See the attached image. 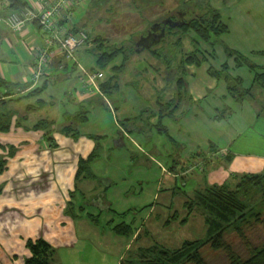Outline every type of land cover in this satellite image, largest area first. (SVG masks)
<instances>
[{"label":"crops","instance_id":"0c3cea01","mask_svg":"<svg viewBox=\"0 0 264 264\" xmlns=\"http://www.w3.org/2000/svg\"><path fill=\"white\" fill-rule=\"evenodd\" d=\"M14 1L22 3L17 6L20 10L36 4V0H0V16L13 12ZM226 1L217 2L218 8ZM92 2L85 0L78 8L74 29L89 34L86 28L92 17ZM155 4L158 5L147 4L146 9L153 10ZM169 12L138 13L145 17L139 21L142 27L126 31L122 43L138 42L144 37L142 31L150 30ZM231 32L221 38H227ZM89 35L94 41L100 39L105 43H95L94 47L90 44L80 51L83 65L96 69L97 59L92 54L107 50L108 42L101 36ZM248 41L243 39L241 44L226 47L244 57H254L257 51L253 45H247ZM44 44L43 34L34 23L17 33L0 26V80L21 86L12 90L13 96L6 97L5 89L0 91L6 107L16 104L8 110L12 114L10 129L0 131V159L7 162L0 175V264H25L30 257L28 241L38 240H44L55 250L51 264H124L129 240L90 223L77 207L84 195L96 194L97 198L105 194L109 212L119 213L116 208L136 205L132 209L148 218L147 210L156 212L161 204L163 209L174 208L176 199L185 202L208 187L221 186L246 174L264 175V153L256 150L261 143L252 137L244 139L264 117V88L255 83L256 74L250 69L246 75L244 69H236L234 60L223 57L215 65L216 51L212 46V59L204 46H196L199 54L206 57L200 66L186 64L182 68L186 56L178 54V60L172 57L167 67H175L173 79L168 78L170 84L158 88L157 93L141 89L138 94L125 84L109 94L100 88V92L88 95L79 82V70L61 52L53 55L50 75L34 89L23 88L32 81ZM127 47L126 68L135 53L130 52L133 45ZM144 52L161 62L154 50ZM251 59L257 67L264 68V60ZM123 60L120 58L114 64L120 66ZM226 63L230 65V74L242 78L245 88L251 90L252 96L245 101H234L228 95L227 82L210 75L211 67L217 70ZM183 78L185 84L180 87ZM31 92H35L33 96ZM45 95L49 101L42 98ZM108 100L114 103L115 111L108 106ZM29 101L33 102L26 104ZM162 108L167 110L163 112ZM37 115L45 117L37 119ZM42 122L51 127L35 130ZM160 128L166 129V134ZM52 129L56 132L55 141L49 140ZM98 146L100 154L91 166L97 179L77 181L80 160L87 159ZM200 161H204V171L193 174L191 166ZM70 202L75 208L74 216L67 213ZM98 211L106 212L102 208ZM110 216L112 213L104 220L111 221Z\"/></svg>","mask_w":264,"mask_h":264},{"label":"rangeland","instance_id":"374dc122","mask_svg":"<svg viewBox=\"0 0 264 264\" xmlns=\"http://www.w3.org/2000/svg\"><path fill=\"white\" fill-rule=\"evenodd\" d=\"M185 1L186 0H94V2L91 3L92 17L90 19V22H88V27L86 28L89 34H91L93 37L101 36L103 38H106L105 40H107L108 42L109 51L115 49L123 50L124 48L123 45H127V46L133 45V48L130 49V52L132 53L135 52L132 54L133 58L130 59L126 71L120 73L119 78L114 81L115 83H119L118 90H121L123 86H125V84H128L130 89H133L134 91L137 90L136 92L138 94H139V90L141 89H144L149 93L156 92L158 88L164 89L165 87L168 86V84H170V82H167V79L168 78L173 79V75L175 73L174 72L175 67L171 66L169 70L167 67V63L169 62V60H172V57H175V60H178L179 59L178 54L185 55L187 58L189 55H192L191 53H193L194 57L196 58V61L197 60L202 61L203 58L206 59L203 53L199 54L200 49L196 47L197 45L204 46L205 49L207 50L208 57L211 59L213 58L214 54H209L212 50V48L210 47L212 46L214 48L213 50L216 51L215 53L216 56L214 55L215 65H218L220 61L222 62V58L226 57L229 60H234L233 62L236 67V60L234 59L235 56L232 57L226 52V49H229L226 46L241 44L243 42V39H248L249 41L247 45H253L255 48L254 50L257 51L256 54H254L255 55L254 57L253 55H249V56L245 55L248 58V60L253 64L255 63L251 58L264 60V0H227L224 3L223 2L220 3V8H218L219 4L217 2H220L221 0H210V2L206 0H202L205 1L204 3L205 9L198 10L197 13L193 12L192 15L187 17L185 21L192 23L195 20H199V23H202L204 28L222 27L224 33H222L219 36L211 33V35L209 36L210 37L209 40L204 41L202 38H200V36H198L197 33H195L194 30L192 31V33L185 32L184 34V31L181 30V28L173 29V30L168 29V32L166 33V37L162 40V42L149 49V50L152 49L155 50L154 51V53L156 54L155 56L158 59H160L161 62H159L156 59H153V57H151L149 52H144L145 49H143V47L141 46H138L140 43L139 42L140 39L138 42L136 40H132L133 44L122 43L123 41L122 38L126 31L127 32L129 30L138 31V29L142 27L141 25H139V21L144 20L145 17L139 15L138 13L144 11V13L141 14L146 15L147 13H152V11L153 12L155 11V12H160V14H164L166 11L170 10V12L168 13L169 15L166 14V16L161 17L158 21L155 22V23H160V21L166 18H169L173 15H177L176 13L181 11V8L184 7V4H186ZM151 2L154 3L157 2L158 5L155 4L153 10H151L152 8H148V7H147L148 9H146L147 4H150ZM217 8L220 13H217ZM77 10L78 9H74L75 14L78 13ZM204 14H206L207 16H205ZM216 16L218 17L217 20H215ZM71 27H74V23L73 25H71ZM230 30L232 31L230 36H228L225 39L221 38L222 36L227 35ZM121 32H123V34ZM141 33L142 36L143 34L144 36H148L150 30L147 29V32L142 31ZM89 39L90 42L86 46L88 47L90 46V44H94L92 45L94 47L96 45L95 44L96 41L94 42L93 40L94 38H91L90 35H89ZM198 40H202V42ZM93 47H91L90 49H93ZM223 50L225 51V53ZM80 51H78L75 56L76 62L74 61L73 62L70 61V62L72 63L73 67H75V69L79 70L81 75L79 77V82L82 86V89L86 91V87H84L81 83L82 82L81 78L85 77V75L87 74H95L98 71L101 72V70L99 69V67H97L96 69H90L85 65H83L84 63L80 59ZM102 51L103 50L101 51L96 50L95 52H93V54L92 53L91 54L94 58L97 59V57L102 54ZM137 52L140 54L144 52V54L140 56H135ZM121 55L122 54L118 56V59L122 58ZM187 65L189 64L187 63ZM224 65H228L229 69L227 71V74L232 80L231 82H227L224 79H220V80L226 81L229 88V86H231V83H234L238 81V79H242V78L233 77L230 74L231 71L230 65L228 63ZM223 66L219 67L217 70L211 67L209 73L210 71L220 72ZM236 69L238 70L244 69L243 70L244 75H246L250 71L249 68L246 66L243 68L236 67ZM51 72L52 71L49 70V75ZM263 72L264 70L259 71L260 74H262ZM112 75L114 76V74ZM105 78L106 75L104 77V81ZM182 80H183L182 81L183 84L181 86L183 87V85L185 84V79L183 78ZM36 86L33 85L30 88V90L34 89V87ZM59 89H61V87ZM241 90L245 91L247 89L243 85ZM95 93H97V91H95ZM155 94L153 96H155ZM88 95H92V94L88 93ZM228 95L229 97H231L229 91H228ZM42 98L48 100L46 95ZM32 100L36 102L38 99H32ZM1 101H3V99L0 96V103ZM31 102L33 101H29L26 104H30ZM108 102H109L108 106L115 111L114 103L111 100L110 101L108 100ZM14 105L16 104L7 106L5 108H3L0 105V113H1V109L2 110L4 109V111L9 110V108ZM22 105L24 104H21L20 106ZM58 105H59L58 108L59 111L62 112L63 107L59 103ZM226 112L228 113L227 115H232V113L229 110ZM37 116H38L37 119L44 118L45 116H47V114H45V116L44 115H37ZM53 126L54 124L52 125V127ZM55 133L56 132L54 131L51 134H48L49 139L51 141L52 140L55 141L54 140ZM248 137H252L255 139L257 143H261V146L257 147L256 150H258V152L260 153H264V142H263L264 117L262 118V120L258 122V125L256 127L250 130V132L244 137V139L249 140ZM210 155H211L210 157L213 158V153H211ZM0 158L3 157L0 156ZM162 170L164 171V168ZM190 171L193 174H197L198 172L204 171V161H200L199 163L198 162L194 163L191 166ZM227 183H232L234 185L236 181L234 182V179H230ZM252 192H253L252 195H249L250 204L254 206L263 202L262 190L258 188H254ZM95 196L92 197V195L88 194L86 197L84 195L83 196L84 199L79 201L80 204L77 205V207H80L81 214L84 215L90 223H92L95 227L100 229L112 230L113 233H114V227L121 224L128 225L132 229L133 236L130 238L125 237L126 239L129 240L130 248L126 255V259L124 260V264H141L143 257H146L147 255L150 254L149 251H145L144 249L158 246L170 250H175L180 248V246L185 242L207 239V228L205 225L204 217L202 216L201 212L199 210H195L194 214L191 217H189L188 212L184 208L185 207L184 203H187L188 201L186 200L188 199H185V202H183V199L179 202L176 199L174 208L172 207L169 209H163L161 204V207L158 208L156 212L149 213L150 209H148L147 210L148 215L149 217L150 216L151 217L147 218L146 215L144 217H141L140 214H137L138 213L136 211L137 209H132L133 207H136V205H128L127 207H125L126 209L123 210L116 208L118 211L123 213L120 212L118 213L115 211L109 212L110 203L106 201L105 194L97 195L98 196L97 198ZM194 198L195 196L194 197L192 196L191 198H189V200L190 199L193 200ZM111 205L113 209H115L114 207L115 205L113 203ZM98 207L106 210V212L104 211L99 212ZM129 208L132 210L129 212H125ZM82 209L84 210L82 211ZM175 212L178 213L177 218H173ZM109 213H112V217L110 216L112 220L111 221L107 219L104 220L105 218L104 216H108ZM127 213H129L128 216H126ZM117 214L119 215L123 214L122 216H124V218H119ZM92 217H97L99 221L98 222L92 221ZM146 218L147 220H144ZM183 221H185V223H182ZM247 233H248L247 238L249 242L252 244V246L259 247L264 245V215H263V223L254 222V226L251 229H249ZM225 239L229 244L232 245L234 251L242 259L249 258L250 256L249 250L247 246H245L244 242L240 239L238 234L235 233L226 234ZM202 254L208 264H230L227 259L226 253L222 251L216 252V251H212L209 247H206L202 250Z\"/></svg>","mask_w":264,"mask_h":264},{"label":"trees","instance_id":"16d2710c","mask_svg":"<svg viewBox=\"0 0 264 264\" xmlns=\"http://www.w3.org/2000/svg\"><path fill=\"white\" fill-rule=\"evenodd\" d=\"M21 4L22 3L20 1H14L12 5V8L14 9L13 12L21 11L22 9L20 10L19 7H17ZM205 16L207 15L205 14ZM216 17L215 20L218 19V17ZM182 30L186 33L194 30L195 33H197L204 41L209 40L211 33L218 36L224 33L222 27L204 28L202 23H199V20H195L184 26ZM73 31L77 32L79 30L73 29ZM95 41L97 45L105 44L104 41L100 39H96ZM127 48L128 47L126 45L123 50L115 49L109 51V49H107L103 51L104 53L102 52V54L97 57L98 67L100 70H103L106 75L105 81L100 84V88L104 93L109 94L110 90H118L119 84L114 81L119 78V74L126 68L127 57H125V54L127 52ZM226 52L232 57L235 56L237 68H243L246 66L253 73H255V83L264 88V73H259V71L264 70V68L260 69L255 64L251 63L248 58L238 52H233L229 49H226ZM120 54H122L121 56L124 60L121 66H116L114 63ZM187 63L197 66L202 64L201 61H196L193 54L189 55L186 60L182 61V68L183 66L185 67ZM228 69V65H224L220 72L210 71V75L219 80L224 79L227 82H231L232 79L227 74ZM112 74H114V76ZM182 81V79L179 81L180 87L183 84ZM243 85L244 81L242 79H238V81L231 83V86H229L228 91L234 101L242 102L252 96L251 90H241ZM32 86L33 83L31 82L24 85L23 88L25 90H29ZM16 87L19 88L21 86L10 85L5 81L0 80V91H2V89L7 90L6 97L13 96L12 90ZM36 92L38 93V90H36ZM34 93L35 92H31L30 95L33 96ZM0 105L5 108V100L1 101ZM166 107H169V105ZM166 110L167 109H163V112ZM11 123L12 114L8 110L4 111L3 109L0 113V131L8 132L11 127ZM49 127V123L42 122L36 126L35 130L45 131ZM64 132L67 133V131ZM160 132L166 134V129L160 128ZM54 148H56V146ZM100 151L101 147L98 146L96 151L87 159L80 160L76 176L77 181L97 179L92 172L91 166L98 158ZM6 164V161L0 159V175L4 172ZM235 181L236 183L234 185L232 183H225L221 186L214 185L204 189L203 191H198L195 194V198L193 200H188V202L184 205L189 217L194 214L195 210H199L201 212L207 228L206 240L185 242L180 246V248L175 250L158 246L144 249L145 251H149L150 254L143 257L141 264H208L202 254V250L206 247H209L212 251H222L226 253L230 264H264V245L254 247L247 238V231L254 226V222L263 223L264 175L246 174L236 177L234 179V182ZM254 188L262 190L263 202L253 206L249 203V195H252V190H254ZM71 198L72 200L75 198V193L71 194ZM74 210L75 208L70 202L67 206V213L74 216ZM174 214L173 218H177L178 213L175 212ZM122 215L123 214H117L119 218H124ZM128 215L129 213L126 214V216ZM92 221L98 222L99 219H97V217H92ZM182 223H185V221ZM114 233L118 236L126 238L133 236L132 229L128 225L124 224L114 227ZM231 233L238 234L245 246H247L250 253L248 259H242L234 251L232 245L226 241V234ZM27 249L30 252V257L26 260L25 264H51L53 258L55 257V250L44 240L28 241Z\"/></svg>","mask_w":264,"mask_h":264},{"label":"built area","instance_id":"2783aa9c","mask_svg":"<svg viewBox=\"0 0 264 264\" xmlns=\"http://www.w3.org/2000/svg\"><path fill=\"white\" fill-rule=\"evenodd\" d=\"M85 0H36L33 7L19 12L0 16V26H5L13 33L22 31L28 25L36 24L44 37V47L36 61L32 83L36 86L49 75L53 55L61 52L64 58L76 62L75 56L89 42V35L83 30L73 31L74 9L82 6ZM105 74L98 71L81 78L86 91L92 95L99 92Z\"/></svg>","mask_w":264,"mask_h":264},{"label":"flooded vegetation","instance_id":"af4514ba","mask_svg":"<svg viewBox=\"0 0 264 264\" xmlns=\"http://www.w3.org/2000/svg\"><path fill=\"white\" fill-rule=\"evenodd\" d=\"M206 1L210 2V0ZM185 3L186 4H184V7L181 8V11L176 13L177 15L166 18L160 21V23H154L150 28L149 35L141 37L139 45L148 46L158 39L160 31L156 33L152 32L154 27L158 28V26H155L156 24H160V26L166 30V33L168 32V29L173 30L181 28L182 30L184 26L190 24L189 22L185 21L187 17L192 15L193 12L197 13L198 10L205 9V1L202 0H186ZM154 34H156V36Z\"/></svg>","mask_w":264,"mask_h":264},{"label":"water","instance_id":"95a60500","mask_svg":"<svg viewBox=\"0 0 264 264\" xmlns=\"http://www.w3.org/2000/svg\"><path fill=\"white\" fill-rule=\"evenodd\" d=\"M155 26H158V28H155L154 27L153 30H152V32L153 33H156V32H159L160 31V35H159L158 39L156 41L152 42L148 46H144V45L141 46V47H143V49H147V50L151 49L153 46L160 44L161 41L166 37V30L164 28H162L160 26V24H156ZM154 35L156 36V34H154ZM138 46H140V45H138Z\"/></svg>","mask_w":264,"mask_h":264}]
</instances>
